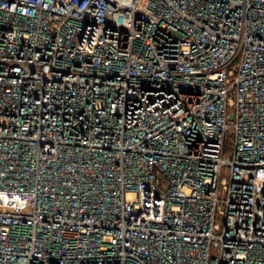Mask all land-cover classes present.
Listing matches in <instances>:
<instances>
[{"label":"built area","instance_id":"2783aa9c","mask_svg":"<svg viewBox=\"0 0 264 264\" xmlns=\"http://www.w3.org/2000/svg\"><path fill=\"white\" fill-rule=\"evenodd\" d=\"M0 264H264V0H0Z\"/></svg>","mask_w":264,"mask_h":264}]
</instances>
